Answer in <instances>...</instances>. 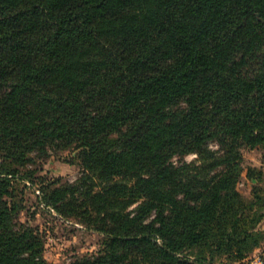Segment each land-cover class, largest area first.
<instances>
[{"label": "trees", "instance_id": "16d2710c", "mask_svg": "<svg viewBox=\"0 0 264 264\" xmlns=\"http://www.w3.org/2000/svg\"><path fill=\"white\" fill-rule=\"evenodd\" d=\"M48 145L81 175L0 169V264H48L14 178L102 234L68 264H243L264 242V172L242 164L264 151V0H0V154Z\"/></svg>", "mask_w": 264, "mask_h": 264}, {"label": "rangeland", "instance_id": "374dc122", "mask_svg": "<svg viewBox=\"0 0 264 264\" xmlns=\"http://www.w3.org/2000/svg\"><path fill=\"white\" fill-rule=\"evenodd\" d=\"M216 149L217 143L210 142ZM74 151L58 150L53 145H48L42 151L31 150L29 159L24 164H14L0 154V169L6 166L18 167L20 173L33 171L35 179H54L72 183L81 175V168ZM243 167L251 166L264 172V151L259 149H242ZM195 159L193 153L185 155L182 160L191 162ZM177 161V159H174ZM40 180V179H39ZM39 181L32 184L30 180L14 178L9 188L7 200L16 207L14 222L34 226L41 231L44 238L43 256L48 264H68L76 256L84 255L98 249L102 234L94 231L88 222L79 214H73L69 220L63 219L55 210L42 207L37 200L35 189ZM264 187V178L261 184ZM238 190L245 198L250 197L251 182L244 175L241 176ZM221 264H227L223 257L216 259Z\"/></svg>", "mask_w": 264, "mask_h": 264}, {"label": "built area", "instance_id": "2783aa9c", "mask_svg": "<svg viewBox=\"0 0 264 264\" xmlns=\"http://www.w3.org/2000/svg\"><path fill=\"white\" fill-rule=\"evenodd\" d=\"M35 192L36 194H39V190L37 188L35 189ZM245 262L246 264H264V248L258 250L256 253L251 254L246 258Z\"/></svg>", "mask_w": 264, "mask_h": 264}, {"label": "crops", "instance_id": "0c3cea01", "mask_svg": "<svg viewBox=\"0 0 264 264\" xmlns=\"http://www.w3.org/2000/svg\"><path fill=\"white\" fill-rule=\"evenodd\" d=\"M251 165L254 166L253 163H251ZM262 227L264 228V221H263V223H262ZM262 248H264V242H263V244L261 245V247L256 248L255 251H253V253H256L258 250H260V249H262ZM253 253H252V254H253ZM243 264H246V262H245L244 260H243Z\"/></svg>", "mask_w": 264, "mask_h": 264}]
</instances>
